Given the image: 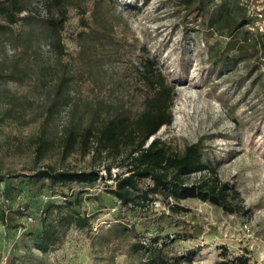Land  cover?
I'll return each instance as SVG.
<instances>
[{
	"label": "rangeland",
	"instance_id": "1",
	"mask_svg": "<svg viewBox=\"0 0 264 264\" xmlns=\"http://www.w3.org/2000/svg\"><path fill=\"white\" fill-rule=\"evenodd\" d=\"M23 1L30 9L23 13L27 20L0 36V62L30 67L21 81L0 79V212L5 215L0 264H138L144 253L133 252L131 244L155 236L159 243L168 239V251H194L193 264H216L222 246L233 255L249 252L252 264H264V65L257 60L259 45L248 46L243 29L230 37L208 25L214 5L223 0H204L205 14L197 17L188 14V0H65V55L60 59L49 46L47 22L35 18L36 12L47 15L45 0ZM224 48H234L225 54L238 59L222 63L217 57ZM146 52L175 89L172 124L154 138L178 153L199 143L219 179L238 190L247 215H230L197 199L181 201L187 212L170 214L151 203L126 215L101 184L51 188L47 181L28 178L46 166L105 172L109 165L111 174L124 170L111 156L83 154L78 144L66 155L64 141L75 108L81 126L87 104L113 108L122 103L133 116L142 110L137 67ZM63 76L70 100L49 116ZM38 138L48 145L37 157ZM198 179L192 174L189 182ZM65 195L91 225L67 230L41 253L35 243L47 207L64 204ZM154 201L161 202L159 197ZM67 211L53 210L47 220L56 223Z\"/></svg>",
	"mask_w": 264,
	"mask_h": 264
},
{
	"label": "trees",
	"instance_id": "2",
	"mask_svg": "<svg viewBox=\"0 0 264 264\" xmlns=\"http://www.w3.org/2000/svg\"><path fill=\"white\" fill-rule=\"evenodd\" d=\"M64 1L45 0L46 16L35 11L37 20L47 22L49 46L54 56L59 59L65 55V45L61 36L67 20ZM186 6L188 14H194L196 17L205 14L204 0H188ZM29 11V7L23 0H0V36L11 33L12 27L19 21H26L28 17L23 13L26 15ZM211 11L212 16L208 20L211 29L218 32L226 30L230 37L243 29L245 38L248 37L247 45L254 49L259 45L260 56L257 60L264 65V36L247 30L251 18L247 16L239 0H223L221 4L214 5ZM26 43L29 46V41L26 40ZM233 50L234 48H224L217 59L225 65L232 60L236 61L237 56L225 54ZM29 71L28 65L21 67L17 63L11 66L6 64V61L0 62V79L21 81ZM137 75L142 85L144 100L142 110L136 116H133L122 103L113 108L106 104L94 106L87 104L84 110L87 121L84 126H81L82 116L75 108L72 112L74 121L64 141L63 151L66 155H69L78 144L83 154L92 152L99 156H111L118 160L116 167L124 168V170L115 173V177H112V166L109 165L104 167L105 176L99 169L75 172L56 170L46 166L35 170L28 178L37 182L47 181L51 188L69 185L90 188L101 183L103 191H107L120 203L126 215L144 209L156 197H159L170 214L187 212L188 210L181 206V201L197 199L216 206L230 215H247L249 210L243 206L240 193L228 182L219 179L217 169L204 160L199 143L188 145L178 153L171 150L160 139L154 138L162 127L172 124L175 89L162 72L157 60L148 52L139 61ZM67 81L68 78L63 76L57 83L52 95V103L47 110L49 116L57 114L69 102L70 98L66 91ZM261 87L264 96V82ZM58 98L60 102L57 103ZM8 112L14 114L12 110ZM37 141L33 153L38 157L43 155L48 144L40 138ZM196 173L199 174V179L190 183L189 177ZM144 180L150 183L140 186ZM107 181L112 182L104 183ZM169 199L172 200L171 203ZM63 200L64 204H53L47 207L46 222L42 224L39 242L35 243V248L41 253H46L58 243L67 230L85 229L91 225L89 217L73 209V203L69 202L68 195L63 196ZM64 208H68L69 211L56 223H53V220H47L53 210ZM0 221L5 222V215L2 212H0ZM124 230L127 231V228L125 227ZM160 239L155 236L148 242L138 239L131 244L133 252L144 253V258L138 264H193L194 251L181 254L168 251L166 242L168 239L159 243ZM219 249L216 264H252L249 252L233 255L225 246Z\"/></svg>",
	"mask_w": 264,
	"mask_h": 264
},
{
	"label": "built area",
	"instance_id": "3",
	"mask_svg": "<svg viewBox=\"0 0 264 264\" xmlns=\"http://www.w3.org/2000/svg\"><path fill=\"white\" fill-rule=\"evenodd\" d=\"M239 3L244 7L247 16L251 18V21L247 26V30L251 33L264 36V0H239ZM41 15L44 16L43 14ZM101 173L103 176L106 175L105 172ZM112 177H115V170H112ZM111 182L112 181H110V183ZM100 184L101 183H99V185ZM100 186H102V184ZM169 201L170 203L172 202L171 199H169ZM152 203L157 207V209H166V206H162L159 201H153ZM244 228H247V225H244Z\"/></svg>",
	"mask_w": 264,
	"mask_h": 264
},
{
	"label": "water",
	"instance_id": "4",
	"mask_svg": "<svg viewBox=\"0 0 264 264\" xmlns=\"http://www.w3.org/2000/svg\"><path fill=\"white\" fill-rule=\"evenodd\" d=\"M152 139H153V138H152ZM152 139H151V140H152ZM151 140H150V141H151Z\"/></svg>",
	"mask_w": 264,
	"mask_h": 264
}]
</instances>
